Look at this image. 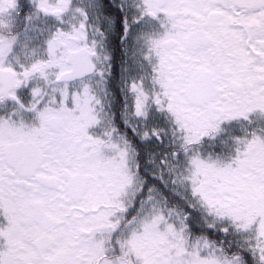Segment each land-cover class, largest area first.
<instances>
[{"label":"snow or ice","instance_id":"1","mask_svg":"<svg viewBox=\"0 0 264 264\" xmlns=\"http://www.w3.org/2000/svg\"><path fill=\"white\" fill-rule=\"evenodd\" d=\"M0 264H264V0H0Z\"/></svg>","mask_w":264,"mask_h":264}]
</instances>
